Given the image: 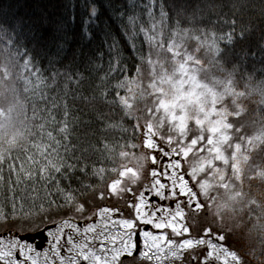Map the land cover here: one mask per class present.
<instances>
[{"label": "snow or ice", "instance_id": "snow-or-ice-1", "mask_svg": "<svg viewBox=\"0 0 264 264\" xmlns=\"http://www.w3.org/2000/svg\"><path fill=\"white\" fill-rule=\"evenodd\" d=\"M12 6L9 5V8ZM77 6L73 0H68L61 5L65 9L63 14L47 12L46 9L39 14H27L20 10L0 18V29L6 27L26 41L20 45L25 51L21 53L17 48L15 57L9 60L15 62L24 91H32L34 95L39 93L33 111L39 103L48 105L40 111L46 112L47 121L55 126L52 131H47L48 144L42 148L41 145H33L41 159L36 160L35 155L27 156V160L38 167L25 169L21 163L17 170L14 165H9V186L25 185V194L19 198L13 194L6 199L5 205L0 206V221L19 230L14 237L11 233L0 237V264H17L18 260L21 264H37L34 257L47 253L38 242L39 237H43L48 250L59 256L65 226L83 237L80 243H76L69 233L66 242L70 247L67 251L75 254L67 257V264H79L80 259L88 264H137L139 257L147 260L155 258L159 264L164 258L160 255L164 251L162 242L175 259H180L185 251L207 248L202 261L192 255L188 264H208L213 250L220 246L213 242L211 228L203 229V236L191 235L190 226L185 223V210L193 215L206 211L208 205L200 199L201 193L208 191L211 178L225 180V167H230L232 174L238 177L242 144L233 142L234 134L240 133L241 129L234 126L230 118L238 119V114L232 115L224 110L223 97H217L201 79L205 66L196 53L207 47V51L212 53L208 65L223 71L224 65L231 64L233 71H238L249 57H259L264 63V37L254 45L255 50L252 45L245 50L243 44L250 40L254 28L242 26L241 22L238 31V22L233 17L222 21L228 25L229 31L220 36L211 32V43L206 45L210 32L207 28L197 27L202 9L198 4L193 6L189 0H126L124 5L114 6L110 19L116 23L123 43L135 54L133 59L147 68L145 78L148 80L147 89L151 90L147 95L153 99L139 110L143 115H137L128 95H121L120 92V89L126 88L128 78L124 76L120 80L119 76L129 71L127 61L120 56L121 40L112 31L100 28L102 13L96 0H82L79 19ZM199 23L203 21L199 20ZM69 32L71 41L68 39ZM100 32L103 33L102 44L93 51L91 45L100 38ZM178 37L194 39L196 46L189 51L187 40L178 43ZM220 41L226 42L224 49L220 47ZM16 43L19 44V40ZM104 44H107L109 56L107 68L102 63ZM29 45L32 47L29 48ZM236 45H241L239 53L235 51ZM165 49L172 54L171 58L167 57ZM44 60L48 64L46 69L40 67ZM135 71L140 77L141 67L136 66ZM46 72L49 75H45ZM113 80L117 83L113 84ZM49 89L56 90V95L49 96L46 91ZM143 96L144 93H141L139 99ZM69 98L72 105L79 102L80 106L70 108ZM161 110L163 117L157 115ZM73 112L80 115H72L70 120ZM60 113L61 118L57 119ZM3 115L0 110V117ZM142 119L146 129L144 146L153 152H161L170 163L162 173L153 168L150 172L152 183L137 196L120 179L128 176L132 184L137 183V173L131 168L125 167L118 172L120 178L107 183L109 170L104 166L97 167V164L102 165L104 153L109 147L104 144L103 148H98L97 144L101 138L107 139L109 134L114 133L124 134L121 138L126 139L131 132L135 138L141 130ZM165 120L170 126L167 137L161 133V139H165L168 150L153 139L165 127ZM125 121H131L128 127H125ZM189 121H194V128L189 127ZM40 128L43 131L45 125L41 124ZM53 131H57L58 136L53 135ZM236 139L239 141L242 137ZM248 143L251 146V142ZM198 145L201 146L196 153L197 163L190 166V172H182L180 158H188ZM204 152L206 156L199 155ZM119 155L127 157L128 153L120 151ZM149 158L156 165L155 155L141 159ZM0 160H3L2 154ZM216 162L223 166H218ZM110 171L116 173L117 169ZM90 175L104 182L105 188L98 189L95 179L92 183H85ZM160 176L170 180V183L162 182ZM4 179L0 175V181ZM74 180L79 182L76 189L71 187ZM63 182H67L66 186H62ZM37 185L43 188V197L39 196ZM29 192L36 195H29ZM146 192H154L161 201L172 200L175 203L168 207L150 204L145 200ZM126 193L133 196L129 207L134 214L120 221V226L126 230V239L121 238L119 246L115 244V236H109L104 231L97 232L93 225L80 229L69 223L71 216L63 219L69 213L79 214L81 219H91L97 214L106 216L113 210L103 207L88 214L95 200L121 197ZM57 217L61 219L57 221ZM164 230H170L172 237L182 239H170ZM88 233L94 234L93 242H99L98 250L89 247ZM133 236L137 241L142 240L143 250L140 243L132 242ZM186 236L188 238H183ZM215 239L223 241L225 237L217 235ZM109 243L112 247H108ZM229 254L235 264H243L235 252ZM60 261L66 264L64 257Z\"/></svg>", "mask_w": 264, "mask_h": 264}, {"label": "trees", "instance_id": "trees-1", "mask_svg": "<svg viewBox=\"0 0 264 264\" xmlns=\"http://www.w3.org/2000/svg\"><path fill=\"white\" fill-rule=\"evenodd\" d=\"M67 2L68 0H18V2L0 0V18H3L5 14L10 15L20 10L27 14H39L46 9L47 12L63 14L65 9L61 5ZM73 2L78 5L76 12L79 19L81 11L79 4L82 3V0H73ZM189 2L193 6L198 4L202 9L199 20H202L203 23H199L198 20L197 27L207 28L210 32L208 38H212L211 32H214L216 36L228 32V25L222 23V21L233 17L238 22V31L241 22L242 26L254 28L250 40L243 44L245 50L248 49L249 45H252L253 50H255L254 45L264 37V0H189ZM96 3L100 6L102 13L100 28L112 31L116 38L121 40L119 45L121 49L120 56L127 61L129 71L124 75H120L119 79L123 80L124 76H127L128 81H130L137 77L136 66L141 67V73L147 68L139 65L138 60L133 59L135 54L123 43L116 23L113 19H110L113 7L124 5L126 0H96ZM9 5L13 6L9 8ZM189 12H191V9H189ZM209 21L212 23L210 24ZM99 36L100 38L96 39L91 45L93 51L102 44L103 33L100 32ZM68 39L71 41V32L68 33ZM9 40H11V43H9ZM18 40L19 44L16 43ZM24 43H26L24 38L18 37L15 32L6 27L0 29V110L7 114L5 119L7 123L4 124V121L0 122L3 124V127L0 128V154L3 155V160H0V175L5 178L0 181V206L5 205L6 199L13 194L17 198L25 194V185L9 186V165H14L17 170H19L21 163L24 164L25 169L38 167L39 165L31 164L27 160V156L35 155L36 160L39 161L41 159L39 152L33 145H41L42 148L43 145L48 144L47 131H52L55 127L47 121L46 112L40 111V109L47 108L48 105L39 103L36 111H33L39 93L37 92L34 95L32 91H24L23 84L18 79V70L15 62L9 60L10 57H15L17 48H19L21 53L25 51L24 48L20 47ZM191 43L193 47L196 46L194 39H191ZM225 43L224 41L219 42L222 49L225 48ZM31 47L29 45V48ZM146 47L145 45V49ZM240 48L241 45H236L235 51L239 53ZM204 50L201 49L198 53L205 66L201 79L205 82H212V80L217 78L224 79L230 82L237 92L241 93L236 102L239 110H234L232 105L231 114H238V119H230L233 120L234 126L241 129L240 133L234 134L233 142H238L237 137L248 138L256 132L264 137V63L260 62L259 57H249L238 71H233L231 64L224 65V70L221 71L208 65V61L212 58V53ZM102 51L105 53L102 63L107 68V60L109 59L107 44L103 45ZM40 67L42 69L48 68L47 61H42ZM229 73L232 74L229 75ZM45 75H49V73L46 72ZM112 83H117V80H113ZM46 91L49 96L56 95V90L49 89ZM120 92L121 95H124L126 88L120 89ZM146 103L136 102L134 110H137V115H143L139 110L143 109ZM68 104L70 108L80 106L79 102L76 105H72L71 98H69ZM61 115L62 113L58 114L57 119H60ZM72 115H80V113L73 112L69 117L70 120ZM130 123L131 121H125V127H128ZM41 124L45 125L43 131L40 128ZM140 124L141 130L135 138L132 137L131 132L127 134L126 139L121 138L124 134L114 133L109 134L107 139L101 138L100 143L97 144L98 148H103L104 144H108L109 147V150L104 153L102 165L97 164V167L104 166L109 170L107 183L113 179L115 174L110 170L112 168L118 169L122 164V157L119 155L120 151H125L128 154L137 152H134L135 146L140 145L143 140V119ZM53 135L58 136V132L53 131ZM190 162L191 158H187L186 166H189ZM242 176L240 187L245 191V197L239 207L234 209L228 207L220 208L217 204L212 203L210 199L204 201L208 205L204 213L196 215H193L190 211L187 213L190 220V232L193 237H198L203 236V229L211 228L213 241L220 242L229 252H235L243 261V264H264V177H251L248 174V169ZM94 179L96 180L95 186L98 189L105 188L104 182H99L98 178H93L91 175L84 182L92 183ZM66 184L67 182H63L62 186H66ZM71 187L73 189L78 188L79 182L74 180ZM37 189L39 196L43 197V188L37 185ZM28 194L36 195L35 192H29ZM113 199H115V202L120 201L117 197ZM99 202V199L95 200L94 205L99 204ZM92 209H95V207H90L89 211ZM69 216L72 218L80 217L78 214L69 213L63 219H68ZM60 219L61 217H57V221ZM11 230L19 232L17 228H11L8 224L0 221V232L5 231L8 233ZM217 235H223L225 239L223 241L216 240L215 237ZM206 252L207 248L204 247L197 248L195 251L188 250L185 251L181 259L169 260L166 264H188L192 259V255L197 256L202 261ZM253 252L254 255L252 254ZM80 264L86 263L82 261ZM137 264L149 263L139 257ZM230 264H235V262Z\"/></svg>", "mask_w": 264, "mask_h": 264}, {"label": "rangeland", "instance_id": "rangeland-1", "mask_svg": "<svg viewBox=\"0 0 264 264\" xmlns=\"http://www.w3.org/2000/svg\"><path fill=\"white\" fill-rule=\"evenodd\" d=\"M183 40H187V47H188L189 51H191L194 48L192 46L191 39L188 37H178L177 38L178 43L183 42ZM205 43H206V45L210 44L211 38H207ZM203 49H205L204 51L209 52V51H207V47H205ZM198 53H196L197 56H198ZM165 54L167 55V57L171 58V55H172L171 53L167 54V52H165ZM153 58L156 59V57H153ZM146 71H147V69L141 73L140 77L133 78L132 80L127 82L126 92L124 95H128L129 102L133 103V107L135 106L137 101L147 102L150 104V102L153 99L152 96L147 95V92H150L151 90L147 89L148 80L145 78V72ZM206 84H207L208 89L215 92L217 97H220V96L223 97V109L224 110H227L231 114L232 113V105H233L234 110L235 109L239 110V106L236 102L238 101L239 97L241 96V93L237 92V90L232 86V84L230 82H227L221 78H217L216 80L215 79L212 80V82H206ZM164 87L167 88L168 86L164 85ZM129 89L131 90L130 92L128 91ZM141 93H144L143 99H139ZM157 115L163 117L162 110ZM6 116H7V114H4L2 117H0V118H2L0 120V122L4 121V124H6L7 123V121L5 120ZM169 126L170 125H169L168 121L165 120V127L163 129H161L160 132H158L155 137H153V139H155L156 142L165 150H168V145L165 142V139H161V133H163L164 137L166 138L168 135L167 129ZM189 127L190 128L195 127L194 121H189ZM142 130H143V140L141 141V144L135 146V149H134V152L135 151H137V152H135L133 154L129 153L127 155V157L121 158L122 164L117 169V172L114 174V177H113V179L120 178L118 176V172L125 170V167L131 168L133 171H135L137 173V177H138L137 183L132 184L129 181L128 176H125V177L120 178V179H122L123 183L128 184V186L132 189V191L134 193H136L137 196L139 195L140 192L145 191V189L148 186H150V184L152 183V178L150 176V172L152 171V169L155 168L158 172L162 173L165 170V166L168 163H170L169 158L164 157L161 152H159V151L153 152V150L147 149L144 146L145 139H146L144 132L146 131V129L142 126ZM154 131H156L155 128H154ZM190 138H191V133L189 134V139ZM174 139H175V136H174ZM249 141L251 142V146H249V143H248ZM187 142L188 141H186V143ZM238 142H240L242 144V151L239 154L241 162L239 165L240 171H239L238 177L234 176L232 174L230 167H225V169H224L225 180L220 181L214 177L211 178L208 181V183H209L208 191L206 193H201L200 199L202 201H206V200L210 199L212 203L217 204V206L220 208H222V207H228L231 209L238 208L239 204L244 201V197H245V191H243V189L240 187V185H241V180L243 177L242 175L244 174L246 169H248V174L251 177L252 176L253 177L263 176L264 177V137L262 135H259L256 132V133H253L248 138L242 137V139H240ZM204 143H206V142H204ZM200 146L201 145H198L197 149H194V152L189 154L188 158H191V162H190L189 166H186L187 158L186 159L183 157L180 158L181 164H182V169H181L182 172H185V173L190 172L191 171L190 166L197 163L196 153L198 152V149ZM230 151L231 150H229V152ZM152 155H155L157 157L156 165H153L151 163L150 158L149 159H141L142 157H151ZM199 155L206 156L207 153L206 152L199 153ZM216 164L218 166H221V167L223 166L220 164V162H216ZM169 172H171L170 169H169ZM159 178L162 180V182H164L166 184L170 183V180H168L167 178H165L163 176H160ZM110 182H108V183H110ZM113 198H115V196L110 198V199L100 200L99 204L92 206V207H95V209H92L88 212V214L91 215V213L93 211H98L99 208L107 207L109 209H112L113 211L108 213L106 216L101 217L99 214H97V215H93L91 219H81V217L72 218L69 221V223L76 225L80 229H83L87 225H93L96 228L97 232L104 231V232H107L109 234V236H115L117 238L115 241V244L117 246H119L120 245V239L121 238L126 239V237H125L126 230L120 226V221H122L123 219L130 218L131 215L134 214L133 209L131 207H129V204L131 202H133V196L131 194L126 193L121 197H117L120 200L119 202H115V199H113ZM149 198H151V199H149ZM180 199H184V198L180 197ZM145 200L149 201L150 204H153V205L162 204L165 207H168L170 205H174V203H175V201H172V200H165V201L159 200L158 198L155 197L154 192H146L145 193ZM185 211L187 214L189 210L186 209ZM185 223L190 226V220H189L188 216H187ZM153 231L155 232V230H153ZM164 231L169 234L170 239L179 240V238L172 237L170 235L169 230H164ZM10 233L12 234L13 237L15 236V234H17V233L19 234V232H16V231H11ZM69 233H71L74 242L80 243L83 240V237L81 235H78L77 233L73 232L71 227L65 226L64 231H63V235H62V239L60 241L61 246L59 248V253H60L59 256H56L55 253H53L51 250H48V245L43 243V237L39 238L38 242L41 244L43 249L47 250V253H46V255H45V253H41L40 256L34 257L37 261V264H61V261H60L61 257L65 258V261L67 264V257L69 255L75 254V253L70 254L67 251L68 247H70V245H68L66 242ZM8 234L9 233H7L5 231H1L0 237L7 236ZM155 234H159V233L155 232ZM93 235H94L93 233H88L87 239L89 241V247L95 251V250H98V248H99V242L98 241H94V242L92 241ZM31 238L32 237H30V239ZM183 238H188V237L186 236ZM132 242L133 243H140L141 250H143L142 240L137 241L136 237L133 236ZM213 242L217 243L220 247L213 250V256L208 260V264H220V263L230 264V263L234 262L231 258V255L229 254L231 252L226 250V248L224 246H222L220 244V242H218V241L217 242L213 241ZM4 244L5 245L7 244V240L4 241ZM108 247H112V244L109 243ZM162 247L164 248V251L162 253H160V255L163 256L164 258L159 262V264H166V262L169 260H171V261L175 260V258H173V256H172V254L167 252V245L164 244L163 242H162ZM4 250H6V248H4ZM207 251H208V249H207ZM184 253L182 254L181 257L184 256ZM206 253H205V255H206ZM150 255H151V253H150ZM140 258L144 259L142 257H140ZM144 260H146L147 263H149V264H157V261L155 260V258H153L152 260H147V259H144ZM82 261L84 263L88 264V262L84 261L83 259L79 260V264ZM17 264H21V262L18 260Z\"/></svg>", "mask_w": 264, "mask_h": 264}]
</instances>
